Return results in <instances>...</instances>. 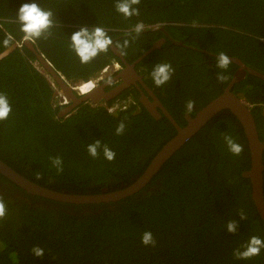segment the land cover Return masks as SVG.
Instances as JSON below:
<instances>
[{
    "label": "trees",
    "instance_id": "obj_1",
    "mask_svg": "<svg viewBox=\"0 0 264 264\" xmlns=\"http://www.w3.org/2000/svg\"><path fill=\"white\" fill-rule=\"evenodd\" d=\"M31 2L51 10L57 22L51 35L32 40L36 51L73 85L88 82L117 59L109 48L81 64L69 46L81 27H105L114 45L128 39L127 48H118L128 62L162 38V28L175 41L199 48L168 42L138 65L146 85L183 126L187 101L194 100L199 109L206 106L222 94L238 69L231 62L224 71L227 79L219 82L216 59L210 68L200 49L224 52L264 75V0H141L140 14L129 19L116 11V0H0V93L12 107L8 119L0 121V160L49 190L98 195L124 189L143 175L176 131L165 117L155 120L134 89L129 91L135 103L125 109L110 113L86 100L60 116L63 106L55 100L58 85L22 43L17 14L22 4ZM138 22L145 28L133 40L125 33ZM164 62L175 73L157 87L150 73ZM232 92L249 107L264 143V80L247 73ZM122 121L126 128L118 136L116 128ZM226 134L243 145L239 156L228 150ZM96 140L115 151L112 162L102 152L95 159L88 154L87 146ZM56 156L63 160L59 174L49 159ZM250 168L243 127L232 114L220 113L189 138L142 190L120 201L75 205L26 191L19 198L6 189L0 194L7 204V215L0 220V264H264V250L248 260L233 256L250 237L264 238L250 181L243 177ZM0 180L10 184L2 176ZM241 209L245 220L238 214ZM230 220L237 222L235 233L227 231ZM145 231L153 234L155 247L141 243ZM35 246L44 249L43 258L32 254Z\"/></svg>",
    "mask_w": 264,
    "mask_h": 264
},
{
    "label": "clouds",
    "instance_id": "obj_2",
    "mask_svg": "<svg viewBox=\"0 0 264 264\" xmlns=\"http://www.w3.org/2000/svg\"><path fill=\"white\" fill-rule=\"evenodd\" d=\"M141 0H116L115 9L116 11L123 15L126 19L133 16H138L139 4ZM17 19L21 24V32L24 33V40H34L40 39L41 37H46L51 35L50 29L57 26V22L54 19V14L51 10H46L39 6L36 2L24 3L19 8ZM194 26H195V22ZM144 24L138 22L133 26L130 32L125 33L126 36L131 37L133 40L138 37L144 31ZM135 34V36L133 35ZM5 40V44L9 43ZM264 41V38H262ZM114 44L112 37L109 35V30L103 26H94L91 30L88 27H81L78 31L74 32L71 36L70 49L78 57L81 64H88L93 61L100 53L107 52L110 47ZM117 48L125 49L129 46V40L125 39L123 44L117 43L115 45ZM232 59L226 53L220 52L216 55V67L221 71L217 73L216 79L219 82H223L227 79L224 75V71L227 70L228 66L231 64ZM175 69L170 63H157L150 75L153 83L157 87H162L167 84L173 77ZM87 83V82H86ZM71 84V83H69ZM84 84V82L82 83ZM81 84V85H82ZM72 86H80L79 84ZM71 86V87H72ZM91 87V85H89ZM73 89V88H72ZM74 90V89H73ZM75 92H78L74 90ZM78 94V93H77ZM79 95H85L79 93ZM195 107L194 100H188L185 105V110L191 112ZM12 112L11 104L7 96L0 93V121L7 120ZM126 125L122 121L116 128V135H122L125 131ZM224 142L227 145L228 150L235 156H239L243 152V145L239 144L231 135H224ZM87 152L92 158H97L101 152L103 157L108 161L112 162L116 153L108 145L102 144L100 140H96L87 146ZM51 165L56 169V172H63V160L61 157H50ZM36 178L40 179V173L36 174ZM241 220L247 219V216L243 209L238 213ZM7 215V204L3 196H0V220H3ZM227 231L229 233H235L237 230V222L230 220L226 225ZM141 243L144 246H156V240L150 231H145L141 237ZM264 250V238L258 236H252L249 238L247 244L243 247V250L236 249L233 252V256L237 260H248L252 257L258 256L261 251ZM32 254L36 258L44 257V249L35 246L32 248Z\"/></svg>",
    "mask_w": 264,
    "mask_h": 264
},
{
    "label": "water",
    "instance_id": "obj_3",
    "mask_svg": "<svg viewBox=\"0 0 264 264\" xmlns=\"http://www.w3.org/2000/svg\"><path fill=\"white\" fill-rule=\"evenodd\" d=\"M23 44L29 46L32 51H34L37 61L40 65L45 69V71L52 77L54 83H56L61 92H59L66 101H70V98L75 101H86L88 98H91L92 92H89L85 95H78L72 89V87L62 78V76L55 71L52 64L42 55L40 52L36 51V48L33 44L32 40H24ZM161 43L158 41L155 42L150 49H148L134 64L142 61L147 55L153 52L156 49L160 48ZM117 51V50H116ZM117 54L119 52L117 51ZM131 65V68H133ZM243 71V70H242ZM248 72V71H247ZM249 73L258 77L263 78L259 73L249 70ZM123 75V73H122ZM264 79V78H263ZM234 80L230 83L229 87L226 91L219 96L217 99L212 101L202 110H200L194 117L187 116V125L185 127H179L172 117L167 113V111L161 106V104L154 98V103L149 102L150 104L146 106V109L149 113L154 117L156 116L155 108L158 106L165 113L168 120L174 124L176 128V135L167 142L162 149L156 154L148 168L145 170L142 176H140L134 183L130 186L115 191V192H107L105 191L102 194L98 195H72L66 193H60L57 191L49 190L44 187H41L20 174L14 171L11 167L0 160V174L8 178L10 181L14 182L18 186H20L23 190H25L28 194L33 196H39L48 200L75 204V205H84V204H99V203H110L120 201L127 197H130L140 190H142L158 173V171L162 168V166L166 163V161L176 153L181 147L184 146L186 141L194 136L199 130L205 126V124L218 112L222 110H230V112L238 117V119L242 122L244 127V133L246 139L248 141V147L251 156V168L243 173V177L249 179L251 184V198L254 202V205L264 222V179H263V152H264V143L260 140L257 128L255 125L254 118L250 112V109L244 103V101L236 94L232 92L234 87ZM127 87V83H122L119 87V90ZM79 98V99H78Z\"/></svg>",
    "mask_w": 264,
    "mask_h": 264
},
{
    "label": "flooded vegetation",
    "instance_id": "obj_4",
    "mask_svg": "<svg viewBox=\"0 0 264 264\" xmlns=\"http://www.w3.org/2000/svg\"><path fill=\"white\" fill-rule=\"evenodd\" d=\"M157 29H158V27H156L154 30H157ZM161 30L163 31V34H164L163 37L160 38V39H158V40L152 41L153 44L155 42H157V41L159 43H161L160 44L161 45L160 46V49L162 47H164L165 44H167L168 42L172 43L173 45L182 46V47H185V48H188V49H192V50L199 49V48H196L194 46L185 45V44H183L182 41H175V39H173L172 36L170 37L169 34L166 31H164V28H162ZM110 48H111L112 52L114 53V55L116 56V58L119 59V60L114 59L113 61H111V63L105 68V70L104 71L102 70L103 72L101 71L97 76H95L94 78L91 79V80H93V79H95L97 77L96 82L93 83V89L91 90V91H93L92 92V95H91L92 99L91 98H88L87 100L90 103L94 104V105L101 104V105L105 106V108H106V110L108 112L113 113V112H115V111H117L119 109H125V108L129 107L130 104L135 103V102H133L135 100H134V97L132 95V92H130L131 89H134L136 91V93L138 94V101H139V103H141L145 109H146V106L150 104L149 102L154 103V99L152 97V95H153L154 98L161 104V106L171 116V114L169 113V111L164 107V105L161 102V100L146 85V81H145L144 75L142 74V70H141L142 68H138V65L141 63V61L139 63L134 64L141 56L138 59H136V60H134L132 62H128L122 56L120 50L114 44ZM116 50L119 52V54H117V51ZM200 51H202V53L204 55H206V62L208 63V66L210 65V68H213V66H211V64L215 61L217 54L216 53H213L211 51L205 50V49H200ZM232 62L235 63L238 66V69L235 71V73H234V75L232 77V80L229 82V84L226 87L224 86L222 88V90H223L222 94L226 91V89L229 87L230 83L233 80L235 82L234 83V86H235L236 84L240 83L241 80H243L246 77V74L249 73V70H252V69L248 68L246 65H244L243 63H241L238 59H232ZM133 64H134V66H133V68H131V65H133ZM252 71H255V70H252ZM255 72H257V71H255ZM122 73H123V75H122ZM257 73H259V72H257ZM259 74L264 78V75L263 74H261V73H259ZM259 78H261V77H259ZM123 82L124 83H127V87L124 88V89H122L120 91L119 90V87L122 85ZM57 88H58L59 92H61L60 87L57 86ZM77 93L79 95V92H76V94ZM126 93H127V97L123 99V95H126ZM211 93H214V90H212ZM222 94H220L219 96H221ZM218 97H216L215 99H217ZM215 99H213L212 101H214ZM83 102H85V101H82V102L81 101H75L74 99L70 98V101H67V103L63 106L62 104H60V102L57 101V103H58L59 106H63V107H61L62 108V111L60 113V116L61 115H65V114L66 115L70 114L73 110H75L76 108H78ZM211 102H209L208 104H210ZM206 106H204V107H206ZM204 107H202L201 109H199L197 106H195L194 109H193L195 111L194 115H191L188 112L184 113V120L186 121V123H185L184 126L180 122H177L176 120H174L172 116L171 117H172V119L174 120V122L179 127H182L183 128V127H185L187 125V116L188 117H194ZM155 110H156V116H157V117L154 116V119L155 120L158 121L162 117H165L166 119H168L166 117L165 113L162 111V109L160 107L157 106L155 108ZM148 113H149V111H148ZM220 113H229V114H232L230 112V110H222V111L218 112L215 116H213L205 124L204 127H206V125L212 119H214L215 117H217ZM233 116L237 119V121L239 122V124H241V126L243 127L242 122L238 119V117H236L235 115H233ZM171 125L174 127V129L176 131V128H175L174 124L171 123ZM243 131H244V127H243ZM0 176L4 177L8 181H10L5 176H3L1 174H0ZM6 189H8V190L9 189H12V191L15 192L14 194L17 197H19V198H22V195L23 194L25 195V193H24L25 190H23L20 186H18L14 182L10 181V184H9L6 181H1L0 180V194H4V190H6Z\"/></svg>",
    "mask_w": 264,
    "mask_h": 264
},
{
    "label": "built area",
    "instance_id": "obj_5",
    "mask_svg": "<svg viewBox=\"0 0 264 264\" xmlns=\"http://www.w3.org/2000/svg\"><path fill=\"white\" fill-rule=\"evenodd\" d=\"M24 41V40H23ZM22 41V43H23ZM19 47H21V45H19ZM105 70V69H104ZM103 70V71H104ZM102 71V72H103ZM62 76V75H61ZM62 78L68 83V81L62 76ZM97 80V77L93 80H89L87 83H84L85 85H91V87H93V83H95ZM52 81V80H51ZM69 84V83H68ZM52 85L55 86V84L52 82ZM70 86H72L71 84H69ZM83 85V84H82ZM81 85L80 86H72V88L76 91L79 92V89H80ZM90 87V88H91ZM83 94H86V93H83ZM58 102H60V104H62L63 106L67 103L66 99L59 93L58 94V98H57Z\"/></svg>",
    "mask_w": 264,
    "mask_h": 264
},
{
    "label": "bare ground",
    "instance_id": "obj_6",
    "mask_svg": "<svg viewBox=\"0 0 264 264\" xmlns=\"http://www.w3.org/2000/svg\"><path fill=\"white\" fill-rule=\"evenodd\" d=\"M93 89V87H89V85H85V84H83V85H81V87H80V89H79V93H81V94H83V93H89V92H91V90Z\"/></svg>",
    "mask_w": 264,
    "mask_h": 264
},
{
    "label": "rangeland",
    "instance_id": "obj_7",
    "mask_svg": "<svg viewBox=\"0 0 264 264\" xmlns=\"http://www.w3.org/2000/svg\"><path fill=\"white\" fill-rule=\"evenodd\" d=\"M155 29V28H154ZM82 83H80V85H81ZM57 92H58V90H57ZM57 92H55V100L58 98V93Z\"/></svg>",
    "mask_w": 264,
    "mask_h": 264
}]
</instances>
